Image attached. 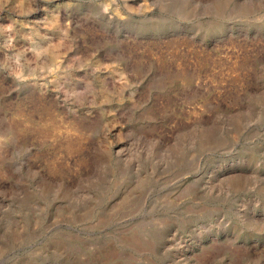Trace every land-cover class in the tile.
Here are the masks:
<instances>
[{"label":"rangeland","instance_id":"374dc122","mask_svg":"<svg viewBox=\"0 0 264 264\" xmlns=\"http://www.w3.org/2000/svg\"><path fill=\"white\" fill-rule=\"evenodd\" d=\"M0 264H264V0H0Z\"/></svg>","mask_w":264,"mask_h":264}]
</instances>
